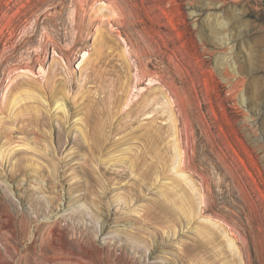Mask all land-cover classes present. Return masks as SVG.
<instances>
[{
	"label": "rangeland",
	"instance_id": "374dc122",
	"mask_svg": "<svg viewBox=\"0 0 264 264\" xmlns=\"http://www.w3.org/2000/svg\"><path fill=\"white\" fill-rule=\"evenodd\" d=\"M0 264H264V0H0Z\"/></svg>",
	"mask_w": 264,
	"mask_h": 264
},
{
	"label": "bare ground",
	"instance_id": "6f19581e",
	"mask_svg": "<svg viewBox=\"0 0 264 264\" xmlns=\"http://www.w3.org/2000/svg\"><path fill=\"white\" fill-rule=\"evenodd\" d=\"M83 54H84V53H83ZM84 55H85V54H84ZM84 55H83V59H84V57H85ZM82 61H83V60H82ZM60 106H61V104L59 105V107H60ZM59 140H60V139H59ZM59 142H60V141H59Z\"/></svg>",
	"mask_w": 264,
	"mask_h": 264
}]
</instances>
